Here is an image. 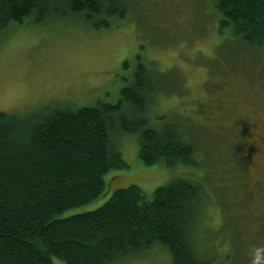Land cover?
Here are the masks:
<instances>
[{
  "label": "rangeland",
  "instance_id": "374dc122",
  "mask_svg": "<svg viewBox=\"0 0 264 264\" xmlns=\"http://www.w3.org/2000/svg\"><path fill=\"white\" fill-rule=\"evenodd\" d=\"M127 16L96 30L75 20L13 24L0 36V112L26 117L55 106L115 104L138 61L181 80L179 94H161L151 124L175 125L195 147L197 166H146L138 140L122 135L128 168L105 176L113 187L84 212L130 185L151 195L185 178L201 184L205 207L194 225L209 264H264V51L220 34L212 0H123ZM179 81V80H177ZM174 87V86H173ZM54 264H65L53 257ZM120 264H173L157 248Z\"/></svg>",
  "mask_w": 264,
  "mask_h": 264
},
{
  "label": "trees",
  "instance_id": "16d2710c",
  "mask_svg": "<svg viewBox=\"0 0 264 264\" xmlns=\"http://www.w3.org/2000/svg\"><path fill=\"white\" fill-rule=\"evenodd\" d=\"M212 1L220 34L264 51V0ZM126 16L123 0H0V36L25 21L70 19L102 30ZM156 66L139 60L115 104L55 106L26 117L0 112V264H54L53 257L65 264H120L157 248L173 264H209L192 240L207 194L188 179L151 195L130 185L95 209L64 215L101 199L113 187L105 176L128 168L122 135L138 140L146 166L198 165L195 147L177 126L151 124L152 103L183 92L177 75L166 85L171 72Z\"/></svg>",
  "mask_w": 264,
  "mask_h": 264
}]
</instances>
